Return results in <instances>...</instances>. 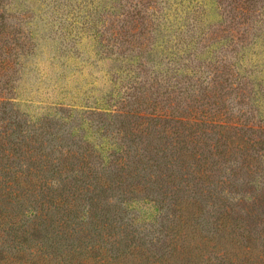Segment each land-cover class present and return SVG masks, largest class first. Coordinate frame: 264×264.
I'll return each mask as SVG.
<instances>
[{
    "label": "rangeland",
    "instance_id": "obj_1",
    "mask_svg": "<svg viewBox=\"0 0 264 264\" xmlns=\"http://www.w3.org/2000/svg\"><path fill=\"white\" fill-rule=\"evenodd\" d=\"M167 109L232 123L225 131L153 117ZM19 173L26 188L14 182ZM95 175L111 186L101 190ZM0 179L9 185L0 183V215L28 216L35 237L24 233L25 242L58 254L144 230L164 238L158 229L176 200L208 189L258 243L264 0H0ZM41 182L64 206L46 201L32 185ZM133 186L148 189L122 193ZM202 204L214 220L218 203Z\"/></svg>",
    "mask_w": 264,
    "mask_h": 264
},
{
    "label": "trees",
    "instance_id": "obj_2",
    "mask_svg": "<svg viewBox=\"0 0 264 264\" xmlns=\"http://www.w3.org/2000/svg\"><path fill=\"white\" fill-rule=\"evenodd\" d=\"M150 6L147 8L149 9ZM221 114L216 112L205 114L204 110H200L198 114L182 118L174 110L167 109L156 111L153 117L165 121L166 124L172 121L178 122L179 125L187 124V127H191L193 124L213 123L227 131L232 121L227 115L221 116ZM243 124L242 120V127ZM242 140H244L243 137ZM244 142H242V153H247ZM246 143L256 147V143L260 144L262 141L250 140ZM252 157L253 155L249 154V159ZM21 175L20 173L14 175V182L16 185L26 188L30 184L26 183ZM105 178L107 179V177L95 175V183L101 190L111 186V184L106 185ZM0 183L3 187L9 186L1 179ZM46 184L41 182L32 185H38L42 195L48 192L46 195L44 194L47 197V202H53V205L58 208L64 206L66 198L63 199L61 194H55L51 189L48 190L49 185ZM142 189L147 190L148 187L133 186L127 190L123 189L122 193H131L133 195L131 197L137 198L143 196V194H138ZM4 192L10 191L7 189ZM214 197L212 198V190L208 189L205 196H186L181 198L183 200H176V212H173V218L167 223L161 222V228L158 229L164 231V238H160L158 235L154 237L155 239L147 238V232L154 233L155 229L144 230L141 235L130 236L129 241L112 239L109 243L95 241L91 244L76 241L68 244L69 252L62 254L50 249L48 244L25 242L24 233L33 236V232L28 227V216L22 217L16 213L1 214L0 264H264V236H261L264 229L258 231L259 241L256 243V238L242 232V224L237 221L238 218L232 217L231 210L233 208L223 204L221 200L216 202L215 199H219L217 194ZM76 199L78 197L74 196L69 200L75 201ZM205 200L212 201V206L218 203V207H220L218 215L212 221L204 216L202 203ZM95 214L90 211L88 216L91 217ZM30 215L38 217V221L34 219L31 223V229L37 232L40 229V224H43L40 221L41 216L37 213ZM127 224L131 227L128 233H133L135 231L134 222L129 221ZM149 224L153 225L151 222ZM18 230H20V235L16 236ZM204 230H209L211 234H206ZM22 234H24L23 237Z\"/></svg>",
    "mask_w": 264,
    "mask_h": 264
}]
</instances>
